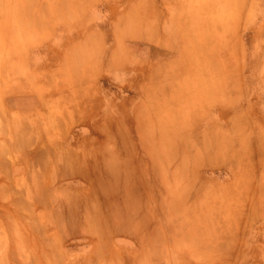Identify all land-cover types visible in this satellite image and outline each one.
Masks as SVG:
<instances>
[{
    "label": "rangeland",
    "instance_id": "obj_1",
    "mask_svg": "<svg viewBox=\"0 0 264 264\" xmlns=\"http://www.w3.org/2000/svg\"><path fill=\"white\" fill-rule=\"evenodd\" d=\"M86 1L0 0V13H9L5 30L0 25V264H258L264 0ZM69 3L87 30H104L101 49L93 36L73 54L59 31L48 40L51 25L32 11L56 14L58 28L70 19L60 14ZM157 33L160 46L143 48V36ZM95 54L105 68L136 57L141 71L159 59L172 80L158 104L171 121L144 123L142 101L134 119L129 92L107 80L105 112L92 116L91 99L69 93L58 76L78 72L80 61L90 65ZM116 102L126 109L119 119L110 111ZM140 135L191 142L158 145L166 151L157 156L154 144L128 140ZM155 162L165 176L185 168L194 187H111L124 176L105 175L155 170Z\"/></svg>",
    "mask_w": 264,
    "mask_h": 264
},
{
    "label": "crops",
    "instance_id": "obj_2",
    "mask_svg": "<svg viewBox=\"0 0 264 264\" xmlns=\"http://www.w3.org/2000/svg\"><path fill=\"white\" fill-rule=\"evenodd\" d=\"M68 1H71L72 3V0H68ZM74 1L76 2L74 3L76 5L77 3H79V1L82 0H74ZM71 3H69V7L63 8V10L61 11L62 13H60L63 14L64 19H67L66 16L69 17L70 19L65 20L64 25H60L58 28L55 27V25L57 24L56 23L57 18H56V14L54 13H47V15L46 14L43 15L41 13L32 11L33 16L35 18L37 17V19L41 18L38 21L41 20L51 25L49 29L50 34L48 35L49 41H50V37L51 39L56 38L57 31L62 33L61 42H63V44L65 45L66 47L65 51H67V53L70 52L71 54H73L75 51H78L80 48L89 45V42L87 40L88 36H93L94 46H96L98 49H101L103 47V42H104L103 41L104 30L101 29L87 30L84 26H82L81 25L82 14L79 13L76 9H73ZM85 3H87L86 0ZM8 14H4L2 12L0 13V25H1V29L3 30H5L4 27L7 26L8 24L6 20V16ZM147 15H148L147 13L143 12V17ZM72 19L75 21L73 22ZM144 28L147 31V33L148 32L151 33V31L154 30V27L152 25H149L148 23V16L147 19L143 18V29ZM38 31L40 30L37 27L33 26L31 32L33 33ZM87 32L89 33L87 34ZM156 32L158 31L156 30ZM143 40H144L143 48H146V50L148 49V51L152 47L158 48L161 42L158 33L154 37L151 34H147L145 35V38L143 36ZM127 57H128V61L127 58L123 59L122 65H117L113 63L114 61H111L112 63L108 62V64H110L109 67L105 68L103 65L104 61H102L100 57L95 54V56L89 61L90 65L84 66V64H82L83 62L80 61L78 72L75 73L63 72L62 73L63 75L60 74L58 76V79L60 80L61 84L65 87V90H68L69 93L73 95L85 94L87 97L91 99L93 103L88 105L87 111L92 116L100 115V114L103 115V113L105 112L104 101L102 98L103 96L101 98L100 96L102 95V91L105 89L102 82L104 80H107L113 87H116L117 90H126L129 92L130 98H128L126 102H130L131 106L127 109V112L129 111V114L131 113L134 119L136 118V115L139 112V108L141 107V101H142L143 122L148 124V118H149L150 122L151 123L153 122L156 125L159 123H163V121L165 120V116L162 115V113L164 111L163 108H161V106L158 104V99L163 92L164 81L166 80L165 85L169 81H171L172 80L171 75L167 76L166 79L164 78V75L161 71L162 63L159 59L150 62L149 61L144 62L143 69L141 71V68H138L137 66L138 61L140 60H137L138 58L136 57L132 58L130 55ZM14 60L17 61V58ZM2 78H4V76L1 75V79ZM135 97L136 100L138 99V101L135 100ZM119 101H121V99H119ZM145 103H149V104H145ZM120 104H121L120 102L115 103V105L118 106L117 110L112 111L110 108L111 116H113V118L119 119L120 115H123V113H125L122 111L126 109H119ZM187 111L191 112L189 109H187ZM170 118L171 116L166 115L165 121H169ZM178 118L177 121L173 119L172 122L173 123L176 122L177 125L180 127L181 122L178 120ZM185 120L186 119L182 120L184 125H186V122H184ZM98 122L99 120L97 118L91 121L89 120L85 124L97 125ZM128 140L138 143L139 145L154 144L155 147L152 146V148L148 146L143 147V152L144 153L147 152V147H148L150 148L151 151H154V153H156L157 156L159 155V153L165 150V147H161V146L158 147V145L181 144V143L185 145L191 142V139L189 137L181 136V135H172L167 137L160 135H154V136L140 135V136H133L132 139H128ZM98 141L102 144L122 142L119 139H115V137H113V139H109V137H102ZM86 142L93 143V141H86ZM171 154L173 157V155L178 153L172 150ZM155 163L157 164V167L155 166V170H153L152 168L147 170L143 168H135L133 169V171H131V169H128V172L123 174L107 173L105 175L112 177L124 176V179H115V180L111 179V184H110L111 187H114V185L117 182L119 183V187H194L193 185H191L192 181H191V177L189 176L190 173H188V170H186L185 168L181 169L180 166L168 168L165 176L163 170L161 169V167H159L158 163L157 162ZM151 164H153V162ZM232 181L233 178H231V182ZM229 186L231 187L232 184L231 185L223 184V187H229ZM257 257H259L258 264H264V247L259 249Z\"/></svg>",
    "mask_w": 264,
    "mask_h": 264
}]
</instances>
